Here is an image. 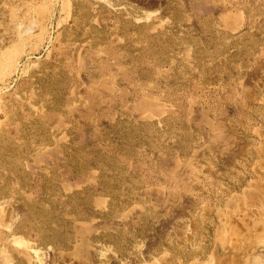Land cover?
<instances>
[{
	"label": "rangeland",
	"instance_id": "obj_1",
	"mask_svg": "<svg viewBox=\"0 0 264 264\" xmlns=\"http://www.w3.org/2000/svg\"><path fill=\"white\" fill-rule=\"evenodd\" d=\"M262 213L264 0H0V264H260Z\"/></svg>",
	"mask_w": 264,
	"mask_h": 264
},
{
	"label": "bare ground",
	"instance_id": "obj_2",
	"mask_svg": "<svg viewBox=\"0 0 264 264\" xmlns=\"http://www.w3.org/2000/svg\"><path fill=\"white\" fill-rule=\"evenodd\" d=\"M6 66V65H5ZM261 211L263 212V210H262V208H261ZM264 213H262V216H261V222H259L260 223V226L262 227V234H261V236H259V238H257V242L259 243V244H261L262 246H263V250H261V252L258 254L259 256H261L262 258H263V260H264ZM259 223H258V227H260L259 226ZM231 230V229H230ZM255 233V232H254ZM258 235H259V233H258ZM261 237V238H260ZM246 241V240H245ZM244 241V242H245ZM257 244V243H256ZM242 245V244H241ZM246 245V244H245ZM256 255V254H255ZM258 257V256H257ZM260 258V257H259ZM258 258V259H259ZM261 259V258H260ZM231 260V259H230ZM257 260V259H256ZM232 261V260H231ZM260 264H264V261H262Z\"/></svg>",
	"mask_w": 264,
	"mask_h": 264
}]
</instances>
